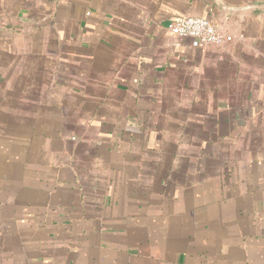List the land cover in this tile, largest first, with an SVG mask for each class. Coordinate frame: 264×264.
<instances>
[{"label": "crops", "instance_id": "obj_1", "mask_svg": "<svg viewBox=\"0 0 264 264\" xmlns=\"http://www.w3.org/2000/svg\"><path fill=\"white\" fill-rule=\"evenodd\" d=\"M0 264H264V0H0Z\"/></svg>", "mask_w": 264, "mask_h": 264}, {"label": "built area", "instance_id": "obj_2", "mask_svg": "<svg viewBox=\"0 0 264 264\" xmlns=\"http://www.w3.org/2000/svg\"><path fill=\"white\" fill-rule=\"evenodd\" d=\"M167 29L176 38L192 39L195 48L220 45L224 42L220 26L212 20L201 17L178 18L171 21Z\"/></svg>", "mask_w": 264, "mask_h": 264}]
</instances>
